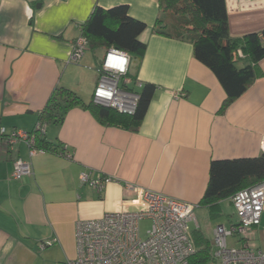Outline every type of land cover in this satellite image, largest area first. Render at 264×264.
Wrapping results in <instances>:
<instances>
[{
    "label": "crops",
    "instance_id": "1",
    "mask_svg": "<svg viewBox=\"0 0 264 264\" xmlns=\"http://www.w3.org/2000/svg\"><path fill=\"white\" fill-rule=\"evenodd\" d=\"M120 4L146 24L139 36L147 44L145 56L138 67L131 61L130 83L120 84L134 94L145 83L156 85L146 116L131 131L102 124L88 109L75 106L62 122L45 123L41 135L59 145L56 152L32 156L24 142L13 149L0 147V264L74 259L77 222L132 209L129 200L137 193L127 185L199 207L212 160L264 152V59L258 78L222 113L226 91L212 69L196 58L192 38L157 32L159 18L169 30L179 27L160 0H0V127L33 131L58 86L86 103L93 99L107 50L86 48L71 61L74 43L96 6ZM226 4L232 36L264 29V0ZM240 61V66L248 62ZM20 158L31 162L33 174L16 180L12 172ZM84 171L115 179L98 191L81 181ZM49 240L54 243L44 246ZM251 242L264 249V212Z\"/></svg>",
    "mask_w": 264,
    "mask_h": 264
},
{
    "label": "built area",
    "instance_id": "2",
    "mask_svg": "<svg viewBox=\"0 0 264 264\" xmlns=\"http://www.w3.org/2000/svg\"><path fill=\"white\" fill-rule=\"evenodd\" d=\"M86 48L87 39L82 30L75 40L70 60L77 61ZM238 54L243 56L241 50ZM131 61L128 52L117 48L106 52L94 90L95 103L124 113L134 112L138 95L120 85L122 80L130 83L126 77ZM45 127L44 122H40L34 131L0 127V147L13 149L15 144L24 142L34 156L44 151L36 147V139L37 133L42 134ZM31 174L30 161L20 158L15 162L12 178L20 180ZM114 179L106 175L94 178L89 171L81 174V181L98 191ZM127 187L137 193V197L129 200L133 208L109 211L99 218L78 221L75 233L77 255L61 264H264V249L251 242L264 212V182L243 188L231 198L237 221L230 226L219 224L215 227L210 263L192 261L198 248L190 222L196 220L198 205L151 190L140 191L133 185ZM127 201L124 202L129 203ZM145 219L151 221V226L143 237L140 224ZM232 238L236 242L230 244ZM53 243L49 240L43 245Z\"/></svg>",
    "mask_w": 264,
    "mask_h": 264
},
{
    "label": "trees",
    "instance_id": "3",
    "mask_svg": "<svg viewBox=\"0 0 264 264\" xmlns=\"http://www.w3.org/2000/svg\"><path fill=\"white\" fill-rule=\"evenodd\" d=\"M162 8L173 17H182L183 27H167L159 18L156 30L159 33L178 37L190 36L197 59L216 74L227 97L221 112L240 97L259 76V64L264 59V29L234 37L230 33L226 0H160ZM177 24V22H176ZM146 24L129 14V6L116 5L109 9L96 6L89 19L82 25L87 39V48L103 47L128 52L138 67L145 56L147 44L140 40ZM241 50L243 56H239ZM248 62L240 66V60ZM156 85L145 83L136 94L138 100L133 113H124L113 107L97 104L92 99L86 103L73 90L58 86L45 108L40 120L44 123L62 122L67 112L82 106L88 109L102 124L136 131L139 129L154 93ZM127 90L132 91L130 86ZM35 130V129H34ZM33 130V131H34ZM36 147L56 152L59 145L37 133ZM264 182V152L257 157L212 160L210 178L199 206L207 207L211 216H217L221 202L231 199L239 190ZM198 251L192 261L207 263L211 259V242L198 229L193 233Z\"/></svg>",
    "mask_w": 264,
    "mask_h": 264
},
{
    "label": "rangeland",
    "instance_id": "4",
    "mask_svg": "<svg viewBox=\"0 0 264 264\" xmlns=\"http://www.w3.org/2000/svg\"><path fill=\"white\" fill-rule=\"evenodd\" d=\"M172 16H174L172 14ZM177 21V24L179 23L182 27L185 24L182 20V17L179 16L178 18L175 17L173 21ZM104 51L100 50L99 55H104ZM243 61H240L238 64L241 65ZM122 85V84H121ZM221 212L217 216H211L210 213L208 212L207 208L203 206H199L196 209V220H193L190 222V227L193 233H196V231L199 229L197 226V223H200V227L207 236L208 239L211 241L214 238V229L217 225L219 224H225L227 226H230V220H236L237 215H236V210L233 204H230L227 200L221 202ZM198 221V222H197ZM141 233L142 236L145 237L147 230L151 226V221L148 219H145L141 222ZM230 244L232 243V240L229 239ZM263 244V243H262ZM264 246V245H263ZM211 260H209L208 263H210Z\"/></svg>",
    "mask_w": 264,
    "mask_h": 264
}]
</instances>
